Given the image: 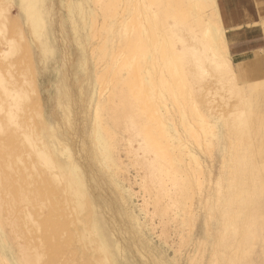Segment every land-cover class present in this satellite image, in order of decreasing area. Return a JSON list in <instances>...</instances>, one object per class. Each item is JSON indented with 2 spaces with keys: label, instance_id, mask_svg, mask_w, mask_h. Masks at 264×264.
Listing matches in <instances>:
<instances>
[{
  "label": "rangeland",
  "instance_id": "obj_1",
  "mask_svg": "<svg viewBox=\"0 0 264 264\" xmlns=\"http://www.w3.org/2000/svg\"><path fill=\"white\" fill-rule=\"evenodd\" d=\"M19 1L0 0V74L5 82H12L11 87L14 89L18 86L21 88L22 83L26 90L34 88L40 98L43 116L48 121L46 123L51 122L56 131L60 130L57 133L64 137L70 155L77 161L76 163H81L79 167L85 175L87 174L83 177L87 186V190L83 191L87 202L88 197L94 194L92 195L94 201L101 206H93L84 201L87 204L77 217L84 223L87 222V226L86 228L84 225L78 226L76 233L68 227L70 225L67 221L61 225L63 222L61 219H58L57 228L55 225L52 227L54 219L50 217V210L40 209L37 203L38 200H46L42 199L46 192L54 194L55 181L49 180L47 170L43 169L44 173L42 169L36 171L29 164L28 161L31 159L26 157L21 148L17 149L20 144L17 145L16 142L10 144L6 141L9 136L6 134L13 130L7 128L10 132L0 133L3 136H0V141L6 138L0 144V218L3 220L0 221V239L3 243L0 264H264V244L258 241V236L264 235V146L255 148L256 154L250 149L256 145L255 140L264 133H260L259 136V132H255L257 125H254L248 134V137L253 139L247 141L244 137L241 139V135L213 125L217 116L227 118L230 112L234 111L236 102L224 93L223 100L220 101L216 96L214 83H206L205 90L199 89L201 85L197 84L194 86L196 93L192 94L193 102L200 114L204 115L208 126H199L195 122L196 119L192 120L189 116L191 103L189 98L179 102L185 109L187 118L183 126L178 114V104L168 98L173 116L171 121L183 145L182 154L176 152V157L182 162L181 167L189 183L192 194V204H189L191 209L184 208L182 199L186 193L180 188L178 190L180 192L175 195L177 202L175 205L170 204L174 196L170 199L161 196L155 189L151 193L144 189L142 177L145 172L133 161L135 159L132 154L128 153L126 141L129 134L114 128L108 119V126L115 134L114 149L109 160L100 152L96 153L99 165L96 166L95 162L91 161L96 171L98 170L94 171L97 177L95 185L98 188L102 185L100 189H96L99 191L96 196L101 194L99 199L95 197V192L91 193L89 190L90 184L94 183L89 180L91 167L86 165V157L91 156L90 153L95 147L90 136L93 109L90 110L87 106L89 103L86 99L94 90L95 70H102L105 66V63H99L96 59L102 37L99 34H90L89 27L92 21L88 15L84 16L83 20L87 22L85 24L77 14L79 7L84 8L82 9L84 13L95 10L98 12L95 14V26L100 28L102 18L99 15V6L87 0H37L38 4L34 2L36 10L34 8L33 10L42 15L40 17L44 26L41 31L43 36L39 34L41 37L39 35L37 37L31 33L32 28L26 21L27 10H23L25 6ZM125 3V0L116 3V9L111 13L115 51L122 49L116 32L123 23H118L124 22L130 14L124 10ZM67 4L72 5L71 9L66 7ZM69 10L72 12L71 15L68 14ZM118 19L119 22L116 23ZM245 98L247 96L243 95L244 100ZM34 104V99L26 105L22 103L23 112L19 113V116H23L25 122L30 118L33 126L40 129L43 122L41 123L32 111ZM247 110L251 111L248 108ZM190 127L194 130L192 134L188 132ZM67 131L70 133L66 134ZM220 135L223 137L221 142ZM131 146L136 149L138 144L134 143ZM185 152L194 155L196 163L184 156ZM57 153L60 162H66L67 156L62 149L57 150ZM112 156L117 164H120L121 170ZM238 158L243 160L244 166L235 174L233 164ZM38 173L41 174L40 181L37 178ZM74 179L76 178L71 177L70 181L73 182ZM64 181L65 177L60 184L63 185ZM117 184L130 187L132 209L140 217L143 229L141 231L148 244L143 243L141 237L135 235L136 230L130 226L127 211L122 205V197L118 193L126 198L127 194L124 189L115 187ZM47 195L49 196L48 193ZM12 198L16 206L13 203L4 206L5 200ZM106 202L109 203L108 206ZM144 204L145 206L147 204L146 208ZM162 208H166L164 215L161 212ZM99 214L103 215L101 218L105 216L103 218L105 220L101 222L107 225L105 229L107 242L104 241V236L93 230L94 225L89 222L90 220L86 219H93ZM220 217L226 219L223 218L224 224ZM227 219L233 220L234 223L230 225ZM36 220L38 223L41 222L37 224L38 226L35 224ZM52 231L58 235V241L51 240ZM75 234H79V237ZM245 236H252V239L249 240ZM97 247L106 248V259L104 255L97 253ZM144 247L149 249L145 252Z\"/></svg>",
  "mask_w": 264,
  "mask_h": 264
},
{
  "label": "bare ground",
  "instance_id": "obj_2",
  "mask_svg": "<svg viewBox=\"0 0 264 264\" xmlns=\"http://www.w3.org/2000/svg\"><path fill=\"white\" fill-rule=\"evenodd\" d=\"M87 1H92L95 6H99L98 11L102 18L100 28L95 26V14L98 13L95 10L94 12L90 10L89 13H84L82 10L84 8L81 9L79 7L77 9V14L82 20L85 15H88L92 21L91 26L89 25L90 34H99L102 37L96 59L99 63H105L102 70H95L94 90L86 99L89 103L87 106H89L90 110L91 108L93 109V123L90 136L93 138L92 140H94L95 147V150H92L90 153L91 156L86 157L87 162L85 161L86 165L91 167H89V180L94 183V185L90 184L89 190L91 193L95 192V197L100 199L101 194L96 196V194L99 193V191L96 190L98 187L95 185L97 177L94 171H96V169L93 167L91 161L95 162V164L93 162L94 165H99L96 153L100 154V152L105 156V159L109 160L111 151L114 149L115 134L108 126V119L112 122L114 128L129 134V136L127 135L128 139L126 141L129 149L128 153L132 154L133 159H135L133 161L140 165L145 172L143 174L144 177H142V186L144 189L150 191V193L155 189L158 194L169 197L170 199L174 196L173 202H170V204L175 205L177 203L175 195L180 192L178 191L180 188L181 191L186 193L182 199L183 206L186 210H189V208L191 209L189 204H192V194H190L186 174L181 167L182 162L176 157V152L182 154L183 145L180 141L179 133H177L171 121L173 116L169 108L168 98L173 103L178 104V114L181 117L183 126L186 124L185 121L187 118L185 109L179 102L180 100H187V98H189L188 100L191 102L189 116L192 120L196 119L195 122L199 126H208V122L204 120V115L200 114L196 104L193 102L194 97L192 94L196 93V89L194 88L195 85L199 84L201 85L199 89L205 90L206 83H214L216 87L215 93L220 101L223 100L222 93H224L229 99L232 101L234 100L236 105L234 111L230 112L227 118L221 115L217 116L213 125L219 128L221 127L223 130L225 129L236 135H241L240 138L242 139V137H244L247 141L253 139L250 138V136L248 137V134L254 125H257L255 132H259V136L260 133H264V114L247 110L243 99L244 89L246 87L235 80L229 60V51L225 41V31L219 22L216 0H125L126 9L124 10L127 14H130L128 18L125 17L126 20L124 22L121 20L122 22L118 23L119 19L116 20L118 24L123 23V25H120L121 28H118L119 31L117 30L116 32L120 39V47L122 49L116 51L114 48L115 33L113 32L114 29L111 23V13L117 7L115 4L119 3L121 0ZM19 2L22 3V6H25L23 10H27V15L25 14L28 16L26 17V21H28L30 24L29 26L32 28L31 33L37 37L39 34L42 35L41 31L44 26L40 17L41 14L36 13V7L34 8V2H37V0H20ZM36 4H38V2ZM71 6L67 4L66 7L71 9ZM33 8L35 10H33ZM68 14L71 15L72 12L69 10ZM84 22L85 24L87 23L86 21ZM45 29L46 28H44L43 31H45ZM34 35L33 37H35ZM44 36L46 37V34ZM11 86L12 82H5L0 74V133L3 131H7L5 133H8L9 130H7V128L10 129V131L13 129L12 132L9 131L10 133L6 134V136L9 135L7 139H4L10 142V144H15V142L17 145L20 144L19 147L17 146V149L21 148L26 157L31 159L28 161L29 164L32 165L36 171L42 169L44 173L43 169L47 170L49 173V176L47 175L49 180L55 181V185L53 184L55 186L54 194L51 195V193L46 192V196L42 197V199L46 198V200H38L37 203L40 209L50 210V217L52 220L54 219L53 223H51L52 227L55 225L57 228L59 225L58 219H61L63 221L61 225L67 221L70 225L68 227L76 233V231L78 232V226H87V222L84 223L77 217L79 212L84 209L83 207H85L87 203L93 206L100 205L98 202L94 201V197H92L94 194L88 197L89 200L87 202L86 195L83 193L84 190H87V186L84 184L85 181L83 180V177H86L87 174L85 175L79 167L81 163H76L77 161L70 155V149H68V146L64 142V137L62 138V135L57 133V131L60 132V130L56 131L51 122L46 123L48 121H46L43 116L40 98L34 88L30 87V89L26 90L25 87H22L24 86L23 83L21 88L18 86L17 89H14ZM260 86H264V83L253 85V87ZM248 87L250 86L248 85ZM94 94L97 95V97H94ZM33 99L35 100V104L32 107V111L35 112L37 119L41 123L43 122L40 129L33 126L30 118L25 122V120L22 119L23 116H19V113L22 114L23 112L22 103L26 105ZM191 128L192 127H190L188 132L192 134L194 130ZM64 132L65 131H63V133ZM68 133L70 132L67 131L66 134ZM222 135H220L221 137L219 138L220 142L221 140L223 141ZM3 140L0 141V144ZM132 143H137L138 147L136 146V149L132 148ZM255 143L256 145L250 148L254 154H256L255 148L257 149L258 146L261 145L264 146V134L256 139ZM59 149H62L63 153L67 156L66 162L64 160V162H60V159L57 158L56 153ZM59 153H61V150ZM183 155L196 163L194 155L190 152H185ZM112 159L116 162L114 157ZM116 165L120 168L119 163L117 164L116 162ZM243 166V160L238 158V161L233 164V172L238 174ZM89 168L87 167V169ZM64 171H66V173ZM64 177L65 181L62 185L60 181L63 180ZM71 177H75L76 179L72 182L70 181ZM37 178L40 181V173L37 174ZM46 178L44 180H46ZM169 186L171 188H169ZM115 187L124 189V192L127 194L126 198L123 197L121 193H118V190L116 191V193L122 197V205L125 211H127V220L130 226L136 230V232H134L135 235L138 234L142 242L146 244L145 235L141 231L142 224L139 219L140 217H138L134 209H132L133 206L130 201L132 194L130 193V187H123V184H117ZM107 190L110 191L109 188ZM102 191H104V189ZM106 192L107 191H105V193ZM12 199L5 200L4 206H8L11 203L15 205V200ZM84 201L87 203L85 204ZM111 201L113 202L112 199ZM106 203V206H108L109 203ZM21 204L23 203L21 202ZM102 206L104 207L105 205ZM146 207L147 204L145 208ZM16 208L17 207H15V209ZM171 208L170 206L169 209ZM156 209H158V207ZM165 211L166 208H162L161 212L163 215ZM105 212H107V210ZM101 216L103 215L99 214V216H95L93 219H86L87 221L90 220L89 222L94 225L93 230L95 229L99 235L104 236V241L107 242V233L105 230L107 225L101 222L105 220L103 219L105 216L102 218ZM28 217L31 218V215ZM46 218L47 222L48 216ZM223 218L221 219L222 223L226 220L225 218L223 220ZM228 220L229 219H227V221ZM0 221L3 222L1 218ZM228 222L230 225L234 223L233 220H229ZM39 223L38 220H36V226H38L37 224ZM1 225H3V223H1ZM79 232L81 233V231ZM83 232L85 233V230ZM87 233L86 231V234ZM75 236L79 237V234H75ZM245 238L251 240L252 236H245ZM51 240L53 242L58 241V235L53 233V231L51 233ZM258 241L264 244V235L258 236ZM140 243L141 242H139V245L141 246ZM105 249L106 248H98L97 251L98 254L105 256L104 259L107 258ZM148 249L149 248L146 249V247H144L145 252ZM2 250L3 243L0 239V252ZM139 252L141 253L142 251Z\"/></svg>",
  "mask_w": 264,
  "mask_h": 264
},
{
  "label": "crops",
  "instance_id": "obj_3",
  "mask_svg": "<svg viewBox=\"0 0 264 264\" xmlns=\"http://www.w3.org/2000/svg\"><path fill=\"white\" fill-rule=\"evenodd\" d=\"M216 8L235 80L246 87L245 104L264 114V86L253 87L264 83V0H216Z\"/></svg>",
  "mask_w": 264,
  "mask_h": 264
}]
</instances>
